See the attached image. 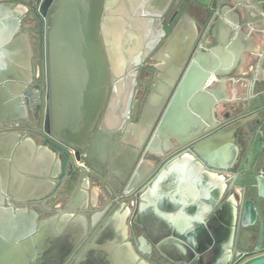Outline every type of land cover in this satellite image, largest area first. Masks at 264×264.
Listing matches in <instances>:
<instances>
[{"label": "water", "instance_id": "water-1", "mask_svg": "<svg viewBox=\"0 0 264 264\" xmlns=\"http://www.w3.org/2000/svg\"><path fill=\"white\" fill-rule=\"evenodd\" d=\"M2 1L0 0V123L15 119L26 112V105L21 97L25 85L20 75L23 72L21 69L26 65V57L31 54L27 35L21 34L11 40V36L18 30L19 21L12 8ZM53 1L45 0L43 9L47 10ZM222 1L227 0L220 2ZM103 3L104 0H55L49 14L46 41L50 84L47 128L55 139L76 150H82L86 145L108 92V63L103 41L99 36V18ZM263 4L264 0H245L239 3L244 10L253 6L260 14L264 12ZM236 23L237 20L231 21L222 12L216 22H207L204 37L195 56L172 95L173 86L180 74V66L185 61L184 51L190 34L192 40H196L195 22L185 16L169 36L166 48L181 52L183 60L176 64V72H172L173 68L169 67L153 85L138 122L136 135L144 137L148 134L167 103L163 116L156 124L158 136L154 140L160 142V138H163L167 142L176 139L180 143L192 140L193 158L184 155L167 160L139 181L142 177L138 176L140 157L137 155L140 150L138 144L132 145L129 181L138 191L141 202L134 214L145 234L139 237L137 246L133 249L122 216L114 215L84 242L81 248L83 253L75 264H111L114 260L130 261L133 264L138 257L144 260L153 259V252L166 259L164 264H264L263 171H260L254 185L258 202L243 198L237 211L235 235L242 228L239 240L248 238L251 245L235 248V243L232 244L233 255L227 261L220 260L225 249L220 247L216 233L223 212L221 203L213 202L207 210L195 208L193 212V200L186 196L184 187L191 178L192 169L224 174L228 183L227 194L234 192L237 185V173L233 167L237 155L234 153L227 164L220 162L224 154V147L220 144L227 133L216 129L213 116L215 104L223 97L220 89L228 79L236 75L235 63L240 61L244 52L243 39L246 33ZM110 28L114 49L121 52L125 49L124 27L113 24ZM209 38L213 39L212 43L208 42ZM7 56L13 57V62L7 61ZM212 81L217 85L210 86ZM258 97L259 103H263L264 90ZM242 105V109L248 112L253 103L247 100ZM258 123L262 127L258 146L263 148L264 116ZM242 125L245 135H250V119L245 120ZM211 129V136H206L205 132ZM109 146L110 134H96L86 159L92 161L93 156L105 158ZM246 156L247 159L253 157V164L249 169L251 173L257 170V166H264L263 149L247 153ZM127 160L124 156L120 157L116 166ZM189 164L190 167L187 166ZM54 180L58 181L56 177ZM246 181L252 179L247 177ZM77 182V179L65 176L49 196L52 203L62 200L69 204ZM181 184L183 186L179 188ZM159 188L162 190L157 194ZM155 201L165 210H162L164 219L156 220L155 216L159 213L155 210ZM186 210L188 216L185 212L178 213ZM54 222V227L65 225V220L63 222L60 219L47 223ZM7 223L4 218H0V264H49V261L58 257L54 249L61 247V244L74 242L72 244L75 247L79 243V240L74 241L70 237L73 234L70 227L76 226V223L69 224L70 230L67 232L60 234L56 230L50 236L45 223L32 238L24 241L6 235L3 227H7ZM83 230L85 232V223ZM234 257L236 260L233 262Z\"/></svg>", "mask_w": 264, "mask_h": 264}, {"label": "flooded vegetation", "instance_id": "flooded-vegetation-1", "mask_svg": "<svg viewBox=\"0 0 264 264\" xmlns=\"http://www.w3.org/2000/svg\"><path fill=\"white\" fill-rule=\"evenodd\" d=\"M220 1L104 0L99 18V36L103 41L108 63V92L82 150L61 143L47 128L50 84L46 41L49 14L55 0L47 10L43 9L45 0L2 1L12 8L19 21L18 30L11 36V40L25 34L31 48V54L26 57V65L21 69L23 72L20 75L25 85L21 97L26 105V112L15 119L0 123V151H8V154L0 155V218L8 222L7 227H3L6 235L24 241L32 238L53 216L59 213L72 214L66 229L72 228L73 231L76 228V233L68 236L74 241L79 240L81 244L78 243L75 247L72 244L74 242L61 244V247L54 249L58 257L48 263L75 264L83 253L81 248L84 242L111 217L119 214L124 220L129 239L137 246L143 229L136 222L134 214L141 201L138 191L129 181L132 145L138 144L140 150L137 155L140 157L138 176L142 177L139 181L159 164L192 154L191 146L194 145L192 140L183 143L176 139L167 142L163 138H160V142L154 140L158 136L156 124L163 116L167 103L148 134L144 137L136 135L138 122L153 85L169 67L173 68L172 72H176V64L183 60L181 52L166 48V43L185 16L195 22L197 36L195 41L191 34L188 38L184 51L185 61L180 66V74L171 95L195 56L204 37L207 22H216L221 12L231 21L237 20L239 29L254 38V46L249 45L248 41L243 42L244 52L240 61L235 63L238 65L236 75L225 83L228 94L221 92L223 97L215 104L213 116L216 129L227 133L220 144L224 147L227 158L230 159L234 153L237 155L233 164L237 173L235 191L239 190L244 199L250 198L258 202L254 185L260 171L264 175V166H257V170L251 173L249 169L252 167L253 157L247 159L246 155L256 152L257 149L264 150V146H258L262 135V127L258 122L264 116V102L259 103L258 97L264 90V12L258 13L253 6L244 10L239 3L245 0ZM113 24L124 27L125 49L121 52L114 49L110 28ZM212 40L209 38L208 42L212 43ZM7 57V61L13 62V57ZM172 64L174 65L171 66ZM216 85V82L210 83V86ZM247 100H251L253 106L250 111L245 112L242 104ZM248 119L252 132L246 136L242 123ZM212 131L213 129L206 131L205 135L211 136ZM100 133L110 134V146L105 158L93 156L92 161L87 160L93 138ZM35 147L39 151L38 155L32 153V148ZM48 149L55 152L60 159L55 176L48 174L45 163L42 164L47 159ZM11 150H18V153L11 156ZM122 156L128 160L116 166ZM13 165L19 169L14 179L8 178V170ZM146 166H152L151 170L145 172ZM65 176L78 180L69 204L62 200L52 203L49 196ZM247 177L252 181H246ZM81 217L85 218L87 225L84 233L81 229ZM75 222L77 226L70 227L69 224ZM241 231L242 228H239V234ZM234 245L235 248L240 246ZM250 245L247 243L241 246ZM152 254L153 259H147L150 264L166 262V259L155 252ZM235 260L236 257L233 262Z\"/></svg>", "mask_w": 264, "mask_h": 264}, {"label": "crops", "instance_id": "crops-1", "mask_svg": "<svg viewBox=\"0 0 264 264\" xmlns=\"http://www.w3.org/2000/svg\"><path fill=\"white\" fill-rule=\"evenodd\" d=\"M246 41H248L249 45H251V46L255 45L254 38H252L249 35V33H246L245 38L243 39V42H246ZM220 91L222 93L226 92L228 94L229 90L226 86H224V87H222V89ZM0 152H1L0 155H2L3 153L8 154L7 153L8 151H6V150L0 151ZM9 152H10L11 156H14L15 154L18 153V150L17 151L11 150ZM32 153L34 155L39 154L37 147L32 148ZM185 155H188L191 158H193V155H191V154H185ZM183 156H181V157H183ZM227 159H228L227 155L224 152L223 156L220 158V160H221L220 162H222L223 164H226ZM59 161H60V159H59L58 155L55 152H53L52 150L48 149L47 159L45 162H42V164L45 163L48 174L51 173V175L53 174L55 176L56 171L59 168V165H58ZM187 166L190 167L191 165L189 164ZM151 168H152V166H146L145 172L150 171ZM8 173H9L8 178L14 179L16 174L19 173V169H18V167L13 165L11 167V169L8 170ZM190 177L191 178L186 181V185L184 187L187 191L186 196L189 197V199L193 200V205H194L193 206V208H194L193 212H194L195 208L196 209L200 208L201 211L207 210L213 202H219V204L221 203V205H222L221 209L223 208V212L221 213V217L219 218V222H218L219 228H216L217 229L216 233H217L218 239L220 241L219 242L220 247L222 249H225V251L221 254L220 260L227 261L233 255V250H232V246H231L232 244L235 243L238 245H242V244L244 245V244L249 243L248 238H245L244 240H239V237H240L239 232L235 235L237 211L239 210L238 209L239 205L243 202L241 192L239 190H237V191L230 192L229 194H227L228 183L226 182V176L224 174L219 173V172H212V171H208V170L196 171V170L192 169V173L190 174ZM52 182L54 184V180H52ZM180 186H183V184L179 185V188H181ZM160 190H162V188L157 189V192H158L157 194L160 193ZM157 202L155 201V204H156L155 210L159 213V215L155 216V218H156V220L164 219L163 218L164 213L162 211L164 209H162V206L159 204V202L158 203ZM152 203H153V205H152V207H153L154 202L152 201L151 204ZM163 203H164V199H163ZM153 212H154V209L152 208V213ZM182 212H185L186 213L185 215H187V216L189 214L187 212V210L186 211H180V212L178 211L179 214H181ZM72 216H73L72 214H68V213H64L62 215L59 213L58 215L53 216L49 221H53L54 219H56L58 221V219H60V221L63 220V222H64V220H65V225H61L59 227L58 226L54 227V224L56 222H54L53 224L47 223L46 231L49 234V236L54 235L56 230L61 232L60 234L67 232L66 226L69 223V218H71ZM75 221H77V220L75 219ZM75 223H77V222H75ZM84 223H85V232H86V220H85V218L81 217L82 232H84V230H83ZM220 226H221V228H220ZM73 233H76V228L73 230ZM143 234H145L144 229H143ZM127 236L129 238L128 230H127ZM129 242L131 243L133 249H135L134 248V247H136L135 243L133 241H131L130 239H129ZM129 262L125 261V260H114V261H111L110 263L111 264H130ZM133 264H150V263L147 260H144V259L138 257L137 259L134 260Z\"/></svg>", "mask_w": 264, "mask_h": 264}]
</instances>
